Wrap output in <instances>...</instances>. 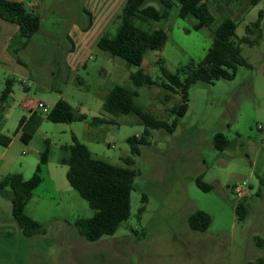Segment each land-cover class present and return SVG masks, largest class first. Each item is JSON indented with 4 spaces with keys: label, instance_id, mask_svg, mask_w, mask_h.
I'll list each match as a JSON object with an SVG mask.
<instances>
[{
    "label": "rangeland",
    "instance_id": "374dc122",
    "mask_svg": "<svg viewBox=\"0 0 264 264\" xmlns=\"http://www.w3.org/2000/svg\"><path fill=\"white\" fill-rule=\"evenodd\" d=\"M23 1L27 7L34 4L41 25L28 44L14 52L11 39L7 40L8 28L18 23L0 16V136L10 138L8 144L0 142V179L9 172L28 178L42 164L43 180L26 211L47 232L25 235L14 217L11 198L0 191V264H264V246L257 244V239L264 244V34L253 44L240 43L249 64H240L234 78L193 83L188 111L175 131L155 129L150 143L134 155L132 166L138 173L130 215L115 234L89 241L79 233L75 220L91 217L95 208L71 185L68 165L60 161L62 145L72 142L76 133L94 155L126 165L124 157L132 154L128 136L141 134L145 126L135 112H105L115 119L112 122L92 119L104 115L102 104L109 87L114 83L134 87L130 73L140 67L161 81V57L171 71L202 60L225 16L236 19L237 34L242 36L264 9V0L256 4L206 0L215 20L199 29L194 27L197 17L180 16L179 0H174L166 18L141 22L149 28H165L168 37L148 49L138 63L111 55L98 43L105 31L116 30L127 0ZM148 2L162 8L158 0ZM101 5L111 15L105 27L96 21L91 30L81 31ZM8 78L13 79V90L2 100ZM138 88L140 105L162 118L174 117L171 107L182 101L181 92L158 84ZM61 96L75 113L87 117L47 118ZM40 100L46 105L39 106ZM25 130L33 133L29 141L21 137ZM219 131L230 139L223 151L213 142ZM46 138L51 152L48 162L42 163ZM199 174L213 184L211 189L196 183ZM237 184L244 187L243 198L234 190ZM241 200L247 210L239 220L236 204ZM198 208L212 215L205 231L189 225V215Z\"/></svg>",
    "mask_w": 264,
    "mask_h": 264
},
{
    "label": "trees",
    "instance_id": "16d2710c",
    "mask_svg": "<svg viewBox=\"0 0 264 264\" xmlns=\"http://www.w3.org/2000/svg\"><path fill=\"white\" fill-rule=\"evenodd\" d=\"M150 0H127L122 11L118 14L120 23L116 30H107L98 39L99 45L111 55H119L125 60L138 63L150 48H156L164 43L168 31L163 27H146L141 24L160 21L169 15V9L174 0H158L162 8L157 7ZM256 4L259 0H249ZM179 14L186 17L190 14L197 17L194 27L199 29L210 25L215 20L206 0H179ZM0 16L6 20L16 22L19 31L15 33L9 43L14 52L26 46L32 35L40 29L41 18L34 7H27L23 0H0ZM238 23L232 16H225L216 26L214 40L206 56L198 61L191 62L171 71L159 58L162 80L140 67L130 73L134 87L122 83L112 85L103 100V113L119 115L135 112L144 123V131L137 135L128 136L132 154L124 157L126 165L114 163L105 158L94 155L90 147L73 133V141L62 145L63 154L60 161L68 165L67 177L73 187L88 200L95 208L91 217H79L74 225L79 233L89 241H96L105 235H112L130 215L131 193L135 187V176L138 171L132 166L135 163L134 155L141 152V146L150 143V136L155 129H165L174 132L179 121L189 108L188 92L191 85L198 81L213 82L219 78L232 79L235 77L240 64L249 62L242 54V41L251 44L257 42L264 34V9L259 11L258 17L246 25V33L237 34ZM12 78H8L2 91L1 99L6 100L12 92ZM158 84L169 90L182 93V101L171 107L174 117L169 120L145 109L136 101L139 95V86ZM86 113H75L72 104L64 97H59L47 113V118L53 121H72L76 118L84 119ZM94 121H115L107 119L105 115H94ZM25 117L20 124H24ZM33 133L23 131L21 137L29 141ZM0 142L8 144L10 138L1 134ZM215 146L223 151L230 142L229 137L219 131L214 134ZM50 139H45V147L41 153V162L47 163L50 157ZM42 164L37 165L34 173L25 178L21 172H9L0 179V191L11 198L13 214L25 235L44 234L46 228L41 222L34 219L26 211V205L33 195L34 189L42 182ZM196 183L203 189L209 190L212 183L204 180L203 174L196 176ZM243 198V197H242ZM145 199V197H144ZM141 206L140 212L144 211ZM247 210L245 200L236 204L238 219L244 218ZM212 215L205 209L198 208L189 215V225L195 231H205L212 224ZM257 244L263 241L257 239ZM263 261V260H262ZM263 264V262L261 263Z\"/></svg>",
    "mask_w": 264,
    "mask_h": 264
},
{
    "label": "crops",
    "instance_id": "0c3cea01",
    "mask_svg": "<svg viewBox=\"0 0 264 264\" xmlns=\"http://www.w3.org/2000/svg\"><path fill=\"white\" fill-rule=\"evenodd\" d=\"M30 5H31V7H34V4L32 3V2H30ZM35 8V7H34ZM102 8H104V10H102ZM111 9V8H110ZM111 17V15L109 14V10L107 9L106 10V6H103V5H101V8L100 9H97L96 10V13L95 14H91V16H90V21L88 22V23H86L85 25H83L82 27H81V31H89V30H91V28H92V26H93V24L96 22V21H99V22H101V24L103 25V28L105 27V25L107 24V21L109 20V18ZM11 23H16V22H12V21H10ZM18 28H19V26L17 25V26H14V24H10V26H9V34H8V37H7V40L8 39H11V36L13 35V34H15L17 31H18ZM80 30V29H79ZM115 84V83H114ZM113 84V85H114ZM110 88V87H109ZM109 90V89H108ZM108 92V91H107ZM107 94V93H106ZM40 101H42V102H44L43 100H40ZM39 101V102H40ZM45 103V102H44ZM46 105V104H45ZM40 106V105H39ZM35 114V113H34ZM105 115V114H104ZM107 119H112V117H107V116H105ZM102 122H107V121H102ZM76 134V133H75ZM77 135V134H76ZM78 136V135H77ZM228 147V146H227ZM226 147V148H227ZM225 148V149H226Z\"/></svg>",
    "mask_w": 264,
    "mask_h": 264
},
{
    "label": "built area",
    "instance_id": "2783aa9c",
    "mask_svg": "<svg viewBox=\"0 0 264 264\" xmlns=\"http://www.w3.org/2000/svg\"><path fill=\"white\" fill-rule=\"evenodd\" d=\"M39 105H40V106H45V103L42 102V101H40V102H39ZM234 190H235V192L237 193V195H238L239 197H242V196L245 194L244 187H243V185H241V184H237V185L235 186Z\"/></svg>",
    "mask_w": 264,
    "mask_h": 264
}]
</instances>
